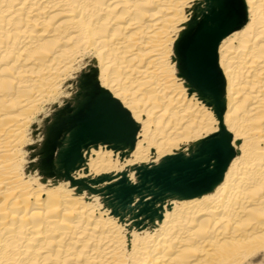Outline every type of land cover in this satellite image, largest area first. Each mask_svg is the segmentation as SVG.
Instances as JSON below:
<instances>
[{"label": "bare ground", "instance_id": "obj_1", "mask_svg": "<svg viewBox=\"0 0 264 264\" xmlns=\"http://www.w3.org/2000/svg\"><path fill=\"white\" fill-rule=\"evenodd\" d=\"M242 3L215 47L214 103L174 52L204 0H0V264H264V0ZM83 87L127 116L132 150L45 170L39 138ZM220 131L231 157L210 191L113 203L140 167Z\"/></svg>", "mask_w": 264, "mask_h": 264}, {"label": "water", "instance_id": "obj_2", "mask_svg": "<svg viewBox=\"0 0 264 264\" xmlns=\"http://www.w3.org/2000/svg\"><path fill=\"white\" fill-rule=\"evenodd\" d=\"M232 4L226 0H204L203 8L197 11L174 46L180 75L214 103L217 97L213 56L218 41L235 29L237 9ZM209 84L212 92L207 94ZM82 89L75 108L66 107L54 114L46 126L39 153L42 162L46 157L52 160L57 151L55 163L65 172L84 163L83 151L90 147L107 145L128 154L134 143L135 129L127 116L91 88ZM230 157L229 141L220 131L195 142L187 154L165 156L156 166L140 167L137 184L131 185L124 179L109 190L126 191L121 207H126L132 195L138 193L150 194L154 201L189 198L210 191Z\"/></svg>", "mask_w": 264, "mask_h": 264}, {"label": "rangeland", "instance_id": "obj_3", "mask_svg": "<svg viewBox=\"0 0 264 264\" xmlns=\"http://www.w3.org/2000/svg\"><path fill=\"white\" fill-rule=\"evenodd\" d=\"M243 0H233V4H235L237 7H243ZM235 6V7H236ZM239 7V8H240ZM208 80H209V78H208ZM207 84H208V82H207ZM212 88V87H211ZM211 88H210V85H206V89H207V94H210L211 92H212V90H211ZM214 95V94H213ZM39 140H41V141H43L44 140V136L42 137V138H39ZM56 154H57V151H55V156H56ZM55 156H54V158H52V160L51 159H49L48 157H46V158H44L43 159V161L41 162V159H39V161L42 163V166H43V168L45 169V170H48V171H51L52 169H55V168H53V163H55ZM39 162V163H40ZM58 165H59V163H58ZM60 166V165H59ZM59 169H61V168H59ZM57 170V169H56ZM175 173H173V175H174ZM112 194L114 195V197H115V201L113 202L116 206H120L121 207V203H122V201L124 200V198H125V196L127 195V193H126V191L125 190H123V189H121V190H119V191H112ZM140 210L142 211V212H146V214H150L151 213V208L149 207V206H145V205H142L141 207H140Z\"/></svg>", "mask_w": 264, "mask_h": 264}]
</instances>
